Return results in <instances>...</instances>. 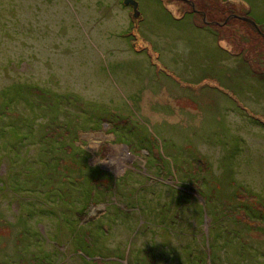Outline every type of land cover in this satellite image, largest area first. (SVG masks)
<instances>
[{
  "label": "rangeland",
  "instance_id": "obj_1",
  "mask_svg": "<svg viewBox=\"0 0 264 264\" xmlns=\"http://www.w3.org/2000/svg\"><path fill=\"white\" fill-rule=\"evenodd\" d=\"M5 105L0 264H264V0H0Z\"/></svg>",
  "mask_w": 264,
  "mask_h": 264
},
{
  "label": "trees",
  "instance_id": "obj_2",
  "mask_svg": "<svg viewBox=\"0 0 264 264\" xmlns=\"http://www.w3.org/2000/svg\"><path fill=\"white\" fill-rule=\"evenodd\" d=\"M7 107H8V105H5V107H4V109H3V111L0 113V118L3 116L4 117V115L5 114H7V112L6 113H4L5 112V110L7 109ZM10 130V131H12L13 130V127L12 126H10V127H8L7 128V130ZM31 129H30V131L29 132H26V134H18V142L19 143H21V142H23L24 143V139L25 138H23V137H27V135H28V137L30 138L31 137ZM62 145H60V146H58V148L59 147H61ZM70 151H72L71 149H70ZM76 155V154H75ZM76 156H82L80 153H78ZM86 161H87V159H86ZM89 168V167H88ZM90 169V168H89ZM91 170V169H90ZM96 171V174L97 175H99V174H101V172L99 171V170H95ZM95 173V172H94ZM100 176V175H99ZM1 187H2V184H1ZM54 198H55V200H57V201H55L56 203H58V201H61V200H66V198H64V197H62V195L61 194H58V195H52ZM86 202H87V198H86V201H85V205H86ZM46 209H49L50 208V205H47V206H45V205H43ZM239 208H241L242 209V211L244 212V215H243V217H247V213L245 212V211H247V209H248V206H246V205H241ZM79 213V212H78ZM234 216V217H233ZM225 217L227 218V220H232V218H239V219H241L240 217H239V215H234V214H227V215H225ZM257 218L262 222V223H264V214H263V212L261 211V212H259L258 213V215H257ZM221 219V218H220ZM64 220H66V219H64ZM226 220V221H227ZM255 220V219H254ZM68 221H64V223H67ZM69 223V222H68ZM73 226V225H72ZM78 226V225H77ZM76 229H79L78 227H76ZM81 229H84V228H81ZM110 229V228H109ZM235 236H237V235H235ZM211 247V248H210ZM212 249V246H210L209 245V249L207 248V250H209V252H211L210 250ZM205 250V249H204ZM191 255H189L188 257H187V260H189V262L191 261V260H193L194 258L198 261L199 260V257L197 256V255H195L193 252H191L190 253ZM206 255H207V253L206 254H202L201 255V258H203V260L205 261V257H206ZM208 258H209V260L210 261H214V260H212V259H214V258H211L210 259V255H208L207 256ZM199 262L201 263V260H199ZM164 263V262H163ZM164 264H167V263H164ZM186 264V263H185Z\"/></svg>",
  "mask_w": 264,
  "mask_h": 264
},
{
  "label": "bare ground",
  "instance_id": "obj_3",
  "mask_svg": "<svg viewBox=\"0 0 264 264\" xmlns=\"http://www.w3.org/2000/svg\"><path fill=\"white\" fill-rule=\"evenodd\" d=\"M116 166H117V170L121 169L119 161L117 162Z\"/></svg>",
  "mask_w": 264,
  "mask_h": 264
},
{
  "label": "flooded vegetation",
  "instance_id": "obj_4",
  "mask_svg": "<svg viewBox=\"0 0 264 264\" xmlns=\"http://www.w3.org/2000/svg\"><path fill=\"white\" fill-rule=\"evenodd\" d=\"M122 4H123V0H122Z\"/></svg>",
  "mask_w": 264,
  "mask_h": 264
}]
</instances>
